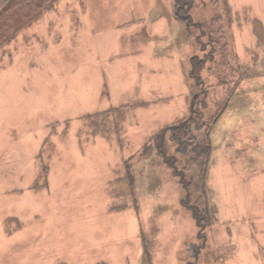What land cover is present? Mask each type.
<instances>
[{
    "label": "rangeland",
    "instance_id": "1",
    "mask_svg": "<svg viewBox=\"0 0 264 264\" xmlns=\"http://www.w3.org/2000/svg\"><path fill=\"white\" fill-rule=\"evenodd\" d=\"M220 47L226 81L208 69ZM196 95L212 119L202 227L146 149ZM0 264H264V0H58L1 44Z\"/></svg>",
    "mask_w": 264,
    "mask_h": 264
},
{
    "label": "trees",
    "instance_id": "2",
    "mask_svg": "<svg viewBox=\"0 0 264 264\" xmlns=\"http://www.w3.org/2000/svg\"><path fill=\"white\" fill-rule=\"evenodd\" d=\"M56 1L58 0H0V45L4 42H11L21 29L32 24L43 14L55 10ZM181 2L187 5L190 0H181ZM179 7L177 6L176 8L177 16L182 17V14L179 13ZM210 38L217 46L219 41L212 35ZM219 51H223L222 58L221 56L217 59L214 58L213 66H208V69L212 70L214 68L218 76L222 78V81H226L224 79L230 75V72L234 71L235 66L227 62L225 51L221 47ZM192 66L194 76L197 77L196 79L199 83H202L203 61L194 57ZM195 94H198L197 91ZM198 98L199 96L196 95L190 100L191 112L180 124L155 132L150 138L151 144H147L146 149L151 148L152 145L156 147L162 156L165 157L168 164L176 172L180 173L179 175L185 189L182 201L191 208L197 225L202 227L210 225L212 222L209 187L207 185L212 153L210 137L212 119L210 115L203 113V110L199 109L198 102L202 104H207V102L204 99L196 101ZM107 113L108 111L97 113L95 116L90 115L87 119L93 127L95 125V127H107V122H105V117H103V114L107 115ZM166 130L170 131L168 141L172 139L178 140L176 151L181 154L183 160V169L181 170H179L178 166L179 159L168 152Z\"/></svg>",
    "mask_w": 264,
    "mask_h": 264
}]
</instances>
